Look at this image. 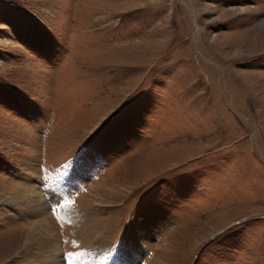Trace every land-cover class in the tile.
I'll return each mask as SVG.
<instances>
[{"label":"rangeland","instance_id":"374dc122","mask_svg":"<svg viewBox=\"0 0 264 264\" xmlns=\"http://www.w3.org/2000/svg\"><path fill=\"white\" fill-rule=\"evenodd\" d=\"M84 149L65 197L98 235L42 201L62 264H264V0H0V198ZM4 209L14 264L31 218Z\"/></svg>","mask_w":264,"mask_h":264},{"label":"bare ground","instance_id":"6f19581e","mask_svg":"<svg viewBox=\"0 0 264 264\" xmlns=\"http://www.w3.org/2000/svg\"><path fill=\"white\" fill-rule=\"evenodd\" d=\"M92 150L93 149L82 150L78 156L73 157V167L70 166V162L67 163L65 167H63L64 169L62 168L63 170H60V173L52 176L48 184L42 187L35 183L30 184L28 182L29 178L26 177L23 181L24 184L19 189L9 191L2 195L4 199L0 198V205H3L5 208L2 211L4 214L7 212L13 213V211L17 210L19 212H26V214L29 213L28 217L31 218V222L28 223L27 232L23 236L24 246L16 253L15 260L17 262L14 264H62L60 243L56 231L48 222L46 214L43 213L44 208L42 206V201H47V199L44 198L46 196H48L51 201L48 202V204H54L63 218L74 224L75 229L79 231L82 237L85 238L88 234H95L94 232L96 231L90 226L91 224L88 222V217L90 212L94 210L96 204L87 208L84 207L88 210L83 211L84 209L80 210V208H76L75 205L70 204L65 197L67 189H69L72 184L84 180L85 177L83 173H90L91 168L95 165V158L90 154ZM39 187L40 190L38 191H40V193H37V188ZM106 190L109 191L108 188ZM10 209L13 210L10 211ZM95 235H98V233ZM165 243H157L158 248H167ZM126 245L128 251L127 253L125 252V254L127 258L136 261L139 257L140 249L134 241V236H131V238L127 240ZM95 252L96 251H91V253L90 251H77V255L69 257V263L105 264L102 260H108V257H102L103 259L99 261V257L96 256ZM63 259L66 260L64 257ZM125 263L131 264V261L125 260L124 264Z\"/></svg>","mask_w":264,"mask_h":264},{"label":"snow or ice","instance_id":"6c2138e0","mask_svg":"<svg viewBox=\"0 0 264 264\" xmlns=\"http://www.w3.org/2000/svg\"><path fill=\"white\" fill-rule=\"evenodd\" d=\"M68 255H71V253H69Z\"/></svg>","mask_w":264,"mask_h":264}]
</instances>
